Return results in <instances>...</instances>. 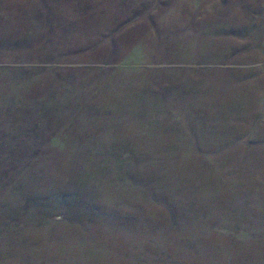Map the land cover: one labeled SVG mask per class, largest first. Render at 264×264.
<instances>
[{
    "label": "rangeland",
    "instance_id": "obj_1",
    "mask_svg": "<svg viewBox=\"0 0 264 264\" xmlns=\"http://www.w3.org/2000/svg\"><path fill=\"white\" fill-rule=\"evenodd\" d=\"M0 69V264H264V0H0ZM174 157L206 217L135 186Z\"/></svg>",
    "mask_w": 264,
    "mask_h": 264
},
{
    "label": "trees",
    "instance_id": "obj_2",
    "mask_svg": "<svg viewBox=\"0 0 264 264\" xmlns=\"http://www.w3.org/2000/svg\"><path fill=\"white\" fill-rule=\"evenodd\" d=\"M7 72L8 71L5 70V69H0V74L7 73ZM16 78H19V76H17ZM48 102H50V100H48L46 103H48ZM230 107L231 106H229V109H230ZM232 109H237L239 111L246 110L247 109V103L244 102V103H241V104H237ZM196 121L199 124L200 118H198ZM203 121H204L205 124L202 125V126L206 125V129L209 128V130H210L209 132L212 133L211 136H216V135L221 136V137H223V139L225 141H229L230 144L231 143L234 144L236 142L235 140L240 138V135H237L236 133H234L233 127H234L235 124L232 123V121L229 119L228 115L226 117H224V116L220 117V119L208 116L206 118V121L202 120V122ZM195 128H196V132L197 133H198V131H201L200 134L199 133L197 134L198 137L196 136L194 138V140L197 139V142L200 143V142H202L201 136L206 134L204 132V131H206V129L203 130L202 127H201V129L199 130V128L197 127L196 123H195ZM211 128L213 129V131L211 130ZM256 144H253V145L255 146ZM189 147L190 148H194L192 146H189ZM257 147L259 148L260 152H262V154L264 156L263 151H261L263 149V147H264V141H261ZM173 148L177 149L178 147H173ZM181 165H182V160L180 161L179 157H174V158L170 159L168 162L165 161L164 159H160L158 161V164H156V167H155L156 170L153 171L152 175L148 176L149 180H151V184L152 185H148L149 183L147 185H145V186H143L141 184H139V185H135L134 183L133 184L135 186H137V187H140L141 190L145 191V194H146V192H149L148 190H151L154 193H157V199H159V201L158 202H154V203L157 206H161L165 210V212H166L165 214H167L169 216V219L171 217L172 221L173 220L178 221V219L180 218L179 214H181V210H178L179 208L181 209V207L179 205L180 201L182 202V206L184 205L185 207L187 205L186 204L187 202L190 203L189 205H187L186 212L188 214H192V215H190L191 216V220L194 221V220L199 219L202 209H204L206 211L205 213H203L204 217H206V215L210 214V211L206 208L205 205L201 204V199L198 200L197 202H195V201L193 202L192 201L193 198L191 197L192 195H194L192 193V191H191V189L193 188L191 186V184L194 183V181H198V179L200 177H203V175L198 176L194 172L195 168L192 169V170H188V167L186 165H183V166H181ZM227 165L228 164H224V165L218 166L220 169H222L224 171V173H226L223 178L220 177L221 180H219V181L217 180V182H215V181L211 182L210 181L211 177H209L210 179L208 177H206V178L204 177L203 178V182L205 183V185L208 186L207 185L208 183H212V184L218 183V182L221 183V181L226 179V178L227 179H231L233 177L232 171L236 170L238 167L237 168L236 167H226ZM263 165H264V162L262 163V165H260L258 167V171L259 172L264 167ZM247 169L248 170H246V169L245 170L249 174L253 173L250 166H249V168L247 167ZM129 171H131V170L129 169ZM239 173H240V171H238V174L236 173L237 174V179H239V180L236 181V187L241 189V185L240 184H242V180L239 178ZM212 176H213V178L214 177L218 178V176H216L215 174H212ZM220 183H218V184H220ZM249 184L251 186L246 187V192L245 193H244V191L243 192L239 191L237 193L238 197L240 196L241 198L245 199V204H243L245 206L250 205L249 203L250 202L252 203V201H253L252 196L254 194H257V192L254 191V184L251 183V182ZM255 184H257L259 186V188L262 189L261 191L264 190V181L263 182L260 181L259 184H258V182L255 183ZM186 188H187L188 191H186ZM189 189H190V191H189ZM184 191H186V195L183 194L186 197V199H187L186 203H184L183 200H182V194L181 193L184 192ZM250 194H253V195H250ZM257 197H258L256 199V203H258L257 207L259 208V210L264 211V191L261 194H257ZM87 204H88L87 202H84V204L82 205L83 208L86 207ZM194 204L199 206V209H196L197 206L195 207ZM198 210H200V212H198ZM254 214L256 215L257 213H253V216H254ZM135 215H136V212H135ZM130 216L126 217V218L130 219L132 222H134L135 216L133 214H131Z\"/></svg>",
    "mask_w": 264,
    "mask_h": 264
}]
</instances>
